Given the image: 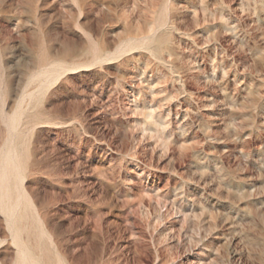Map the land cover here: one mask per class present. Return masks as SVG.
Segmentation results:
<instances>
[{
	"label": "rangeland",
	"instance_id": "obj_1",
	"mask_svg": "<svg viewBox=\"0 0 264 264\" xmlns=\"http://www.w3.org/2000/svg\"><path fill=\"white\" fill-rule=\"evenodd\" d=\"M0 264H264V0H0Z\"/></svg>",
	"mask_w": 264,
	"mask_h": 264
}]
</instances>
